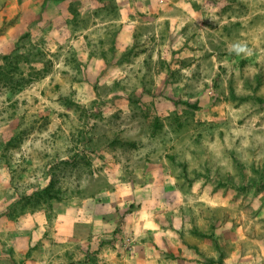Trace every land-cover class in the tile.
I'll use <instances>...</instances> for the list:
<instances>
[{"label":"rangeland","instance_id":"obj_1","mask_svg":"<svg viewBox=\"0 0 264 264\" xmlns=\"http://www.w3.org/2000/svg\"><path fill=\"white\" fill-rule=\"evenodd\" d=\"M193 7L185 35L165 21L122 54L42 19L0 53V264H53L75 206L114 228L112 264H264V0Z\"/></svg>","mask_w":264,"mask_h":264},{"label":"crops","instance_id":"obj_2","mask_svg":"<svg viewBox=\"0 0 264 264\" xmlns=\"http://www.w3.org/2000/svg\"><path fill=\"white\" fill-rule=\"evenodd\" d=\"M200 1L204 0H47L43 2L40 0L13 2L11 0L6 4L3 2L0 6L2 20L15 18L17 23L0 36V53L10 52L14 49L18 41L19 33L17 31H22L24 28L30 29L32 36H35V27L40 24V19H42V22L46 23L44 28L48 29V36L46 35L48 38L51 33L54 37L58 33L59 37L63 38L64 30L73 31L79 37L75 44L79 46L90 39L91 44H95V38H98L100 40L97 43L100 44L103 41L101 39L115 37L116 51L118 54H122L133 47L136 38L161 35L165 21L172 23L171 27L177 30L178 35H185L184 30L189 27L184 24L187 20L186 17L189 12L192 13L194 10L193 5ZM72 5L74 6L73 10L71 9ZM166 7L171 11L164 13ZM36 9L43 10V15L40 12V15L36 16ZM178 23L181 25H175ZM184 26L186 27L184 28ZM179 30L181 31L179 32ZM42 33L44 34V31ZM86 44L88 46V43ZM78 51L81 52L80 55H82L84 63L91 62L93 65V62H96L100 67H113L108 64L109 58L105 59L102 55L90 57L89 50L78 49ZM84 213V207L75 206L66 209L63 215L64 221L59 223L61 233L65 237L49 240L48 261L50 263L56 264L54 258L59 252L61 257L66 259L67 264H72L70 259L73 257H75V264H80L79 258L74 254L76 251L74 245L78 243L83 245L84 253L82 255L85 264L113 263L110 258L113 255V249L106 247V244H101L104 233H109L114 228L109 229L106 226L103 212H95L99 216H91L83 221ZM77 223L90 224L93 237L90 239L77 237L75 235ZM51 242L58 244V250ZM100 245L103 247L101 248ZM88 254L90 258H88ZM92 256L96 258L92 260Z\"/></svg>","mask_w":264,"mask_h":264},{"label":"trees","instance_id":"obj_3","mask_svg":"<svg viewBox=\"0 0 264 264\" xmlns=\"http://www.w3.org/2000/svg\"><path fill=\"white\" fill-rule=\"evenodd\" d=\"M0 260H3V258H0ZM208 264H218V262L215 260H211L210 262H208Z\"/></svg>","mask_w":264,"mask_h":264}]
</instances>
